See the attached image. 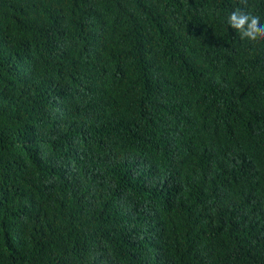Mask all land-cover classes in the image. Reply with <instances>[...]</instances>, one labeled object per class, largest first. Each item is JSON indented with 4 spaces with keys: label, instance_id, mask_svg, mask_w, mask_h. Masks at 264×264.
Instances as JSON below:
<instances>
[{
    "label": "trees",
    "instance_id": "trees-1",
    "mask_svg": "<svg viewBox=\"0 0 264 264\" xmlns=\"http://www.w3.org/2000/svg\"><path fill=\"white\" fill-rule=\"evenodd\" d=\"M238 3L0 0V264H264Z\"/></svg>",
    "mask_w": 264,
    "mask_h": 264
},
{
    "label": "clouds",
    "instance_id": "clouds-1",
    "mask_svg": "<svg viewBox=\"0 0 264 264\" xmlns=\"http://www.w3.org/2000/svg\"><path fill=\"white\" fill-rule=\"evenodd\" d=\"M226 24L237 29L242 36L264 38V10L247 6L243 0L227 13Z\"/></svg>",
    "mask_w": 264,
    "mask_h": 264
}]
</instances>
